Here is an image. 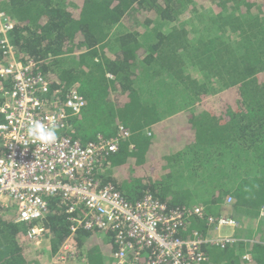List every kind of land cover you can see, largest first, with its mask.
Listing matches in <instances>:
<instances>
[{"label": "trees", "instance_id": "obj_1", "mask_svg": "<svg viewBox=\"0 0 264 264\" xmlns=\"http://www.w3.org/2000/svg\"><path fill=\"white\" fill-rule=\"evenodd\" d=\"M0 8L15 20L17 56L50 81L51 107L73 86L85 96L63 132L87 143L119 124L131 130L98 179L131 201L150 193L170 208L202 202L213 216L231 213L247 241L205 247L202 264H264V0H0ZM8 62L0 44V64ZM49 205L55 252L71 224L59 197ZM14 216L0 214V264H49ZM207 229L190 217L181 235ZM75 239L88 264H114L111 233L80 230Z\"/></svg>", "mask_w": 264, "mask_h": 264}, {"label": "built area", "instance_id": "obj_2", "mask_svg": "<svg viewBox=\"0 0 264 264\" xmlns=\"http://www.w3.org/2000/svg\"><path fill=\"white\" fill-rule=\"evenodd\" d=\"M15 26L0 8V44L9 58L0 64V78L13 81L10 88L0 86L5 98L0 105V214L15 211L14 222L28 225V238L37 251L49 256V264H88L86 248H79L75 239L80 230L111 233L114 264H202L208 260L205 247L225 248L244 240L238 235L240 220L231 213L216 217L204 204L170 208L150 193L131 201L112 182L98 179L96 172L119 151L131 130L119 124L115 134L87 143L63 132L70 117L82 112L85 96L73 86L63 103L51 107L44 97L50 81L36 70L35 60L17 56L11 39ZM33 120L55 127L58 141L33 142L27 135ZM50 197L60 198L71 224L70 234L55 252L44 224ZM225 203L232 205L234 197L227 195ZM190 217L204 219L207 231L182 236ZM243 259L252 260L251 253H244Z\"/></svg>", "mask_w": 264, "mask_h": 264}, {"label": "clouds", "instance_id": "obj_3", "mask_svg": "<svg viewBox=\"0 0 264 264\" xmlns=\"http://www.w3.org/2000/svg\"><path fill=\"white\" fill-rule=\"evenodd\" d=\"M27 135L33 142H39L42 145H52L58 141V132L55 127L48 126L40 120H33L28 129Z\"/></svg>", "mask_w": 264, "mask_h": 264}, {"label": "crops", "instance_id": "obj_4", "mask_svg": "<svg viewBox=\"0 0 264 264\" xmlns=\"http://www.w3.org/2000/svg\"><path fill=\"white\" fill-rule=\"evenodd\" d=\"M145 132H150L149 130L145 129ZM196 204H203L202 202L196 203Z\"/></svg>", "mask_w": 264, "mask_h": 264}, {"label": "rangeland", "instance_id": "obj_5", "mask_svg": "<svg viewBox=\"0 0 264 264\" xmlns=\"http://www.w3.org/2000/svg\"><path fill=\"white\" fill-rule=\"evenodd\" d=\"M174 107V104L172 105ZM45 243H48V242H45ZM111 257H112V254H111ZM50 263V262H49Z\"/></svg>", "mask_w": 264, "mask_h": 264}]
</instances>
